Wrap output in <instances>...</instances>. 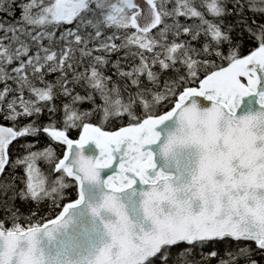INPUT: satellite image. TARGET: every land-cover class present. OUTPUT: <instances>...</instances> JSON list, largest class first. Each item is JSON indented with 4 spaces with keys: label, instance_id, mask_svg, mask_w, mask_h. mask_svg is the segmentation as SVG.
Here are the masks:
<instances>
[{
    "label": "snow or ice",
    "instance_id": "6c2138e0",
    "mask_svg": "<svg viewBox=\"0 0 264 264\" xmlns=\"http://www.w3.org/2000/svg\"><path fill=\"white\" fill-rule=\"evenodd\" d=\"M0 264H264V0H0Z\"/></svg>",
    "mask_w": 264,
    "mask_h": 264
}]
</instances>
